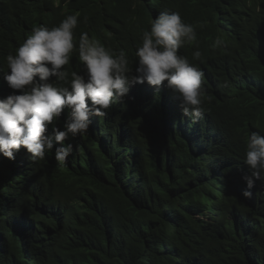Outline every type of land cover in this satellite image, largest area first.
<instances>
[{"label": "trees", "instance_id": "16d2710c", "mask_svg": "<svg viewBox=\"0 0 264 264\" xmlns=\"http://www.w3.org/2000/svg\"><path fill=\"white\" fill-rule=\"evenodd\" d=\"M0 264H264V0H0Z\"/></svg>", "mask_w": 264, "mask_h": 264}]
</instances>
